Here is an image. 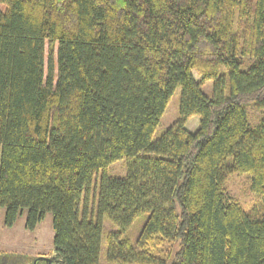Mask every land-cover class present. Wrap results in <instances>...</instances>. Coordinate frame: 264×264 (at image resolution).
Masks as SVG:
<instances>
[{
  "label": "trees",
  "instance_id": "16d2710c",
  "mask_svg": "<svg viewBox=\"0 0 264 264\" xmlns=\"http://www.w3.org/2000/svg\"><path fill=\"white\" fill-rule=\"evenodd\" d=\"M178 86L180 118L155 140ZM249 106L264 109V0H0V209L13 225L26 208L30 229L52 212L51 264H99L104 218L110 262L264 264V211L226 192L247 173L264 200Z\"/></svg>",
  "mask_w": 264,
  "mask_h": 264
},
{
  "label": "rangeland",
  "instance_id": "374dc122",
  "mask_svg": "<svg viewBox=\"0 0 264 264\" xmlns=\"http://www.w3.org/2000/svg\"><path fill=\"white\" fill-rule=\"evenodd\" d=\"M57 49L58 42L54 43V49L51 51L50 43L47 41L45 44V76L48 72L50 55L54 57L55 71L57 74ZM197 81L202 80V77L193 72ZM56 80L54 81V83ZM213 79L204 81L203 90L209 95H213ZM182 88L178 86L171 97V100L165 110L164 115L161 118V122L157 127L154 134V139L159 138L170 126L176 123L180 118V98ZM248 115L250 125L252 127L259 124L264 117V109L254 106L248 107ZM200 126V116H192L187 124L186 128L192 132L196 131ZM229 162L231 157H228ZM127 173L126 159H121L114 162L107 170L109 176H124ZM103 173L100 171L92 182L93 197L91 200V209L93 207L94 200L98 198V190L96 186H99L100 178ZM250 176L247 173H234L229 176L226 182V192L230 200L239 201L246 210H250L253 206H257L264 211V200L257 196L250 190ZM91 193V192H90ZM91 195V194H90ZM177 210L180 212V206H177ZM96 211V208H95ZM6 208L0 209V264H31L32 261L38 256L52 257L55 255L54 250V228H53V214L47 212L44 219L41 220L34 229H30L26 226L27 209H22V212L17 217L13 225H7L5 223ZM148 218V213L143 212L137 216L131 227L126 231V236L133 242L138 238L142 227L144 226ZM111 221L107 218L103 220V244L100 254L99 264H118L122 262L121 258L110 262L107 259V246L108 239L107 234L111 230H115ZM167 248V247H165ZM178 247L173 249L172 255L168 256V263L171 262L172 256ZM166 251L158 253L160 258L166 259ZM40 260L38 264H43ZM46 262V261H45ZM124 264H139L136 262H124ZM154 264V263H144ZM157 264V263H156Z\"/></svg>",
  "mask_w": 264,
  "mask_h": 264
},
{
  "label": "water",
  "instance_id": "95a60500",
  "mask_svg": "<svg viewBox=\"0 0 264 264\" xmlns=\"http://www.w3.org/2000/svg\"><path fill=\"white\" fill-rule=\"evenodd\" d=\"M40 260H45L46 262H48V264H51V258L45 257V256H38L37 258L33 260V264H38Z\"/></svg>",
  "mask_w": 264,
  "mask_h": 264
},
{
  "label": "flooded vegetation",
  "instance_id": "af4514ba",
  "mask_svg": "<svg viewBox=\"0 0 264 264\" xmlns=\"http://www.w3.org/2000/svg\"><path fill=\"white\" fill-rule=\"evenodd\" d=\"M45 261V260H44ZM31 264H33V261H32V263Z\"/></svg>",
  "mask_w": 264,
  "mask_h": 264
}]
</instances>
